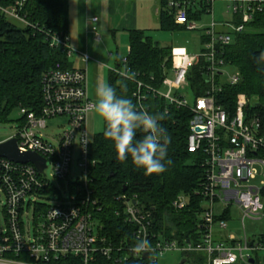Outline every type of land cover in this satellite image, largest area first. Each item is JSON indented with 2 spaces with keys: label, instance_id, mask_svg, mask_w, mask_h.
<instances>
[{
  "label": "built area",
  "instance_id": "built-area-1",
  "mask_svg": "<svg viewBox=\"0 0 264 264\" xmlns=\"http://www.w3.org/2000/svg\"><path fill=\"white\" fill-rule=\"evenodd\" d=\"M159 1V0H156ZM226 4L225 21L214 20L213 5ZM27 0H12L0 4V15L22 28H34L27 20L24 6ZM174 23L190 32H201V49L189 54L186 49H171V68L165 72L160 88L135 81L133 93L136 108L151 113L147 101L151 96L176 110L190 114L187 151L201 157L203 180L197 196L206 204L200 207L190 241L155 233L153 214L140 205L137 197L125 196L124 222L131 228V243L113 244L101 234L100 223L95 233V215L101 211L88 187L90 145L88 118L95 102L88 94L86 71L57 66L42 75L41 103L38 108L19 107L20 119L15 134L0 139V144L14 139L20 153L32 152L45 160L39 173L31 164L12 162L0 157V264H113L142 261L157 264L165 252L178 251L183 257L202 256L203 264H264V237L253 241L236 240L215 230L227 227L230 209H237L241 223L245 219L264 217V113L244 94H238L230 106L223 103L225 87L236 86L239 72L227 62L226 48L233 40L253 30V23L264 14V0H168ZM192 14L195 19H189ZM201 14L211 15L207 27L200 24ZM97 21L96 18L93 19ZM50 48L60 50L68 58L73 50L67 34L48 35ZM235 69L228 74L226 68ZM197 68L198 90L193 88L191 72ZM131 79L128 71H115ZM132 80V79H131ZM189 89L193 102L189 104L183 89ZM162 89H166L163 92ZM65 118L66 126L57 137V145L49 143L43 131L47 122ZM78 150L80 176L71 179L73 156ZM260 167L257 172L254 168ZM50 169L51 181L45 175ZM75 176V174H74ZM260 178V184L254 181ZM55 181V186L52 182ZM58 195L52 204L38 200L44 195ZM67 194V196H66ZM223 210L215 216L214 205ZM189 206L185 196H178L172 207L182 211ZM99 222V221H98ZM147 239L150 249L142 254L132 251L140 240ZM147 254L148 258L143 259Z\"/></svg>",
  "mask_w": 264,
  "mask_h": 264
},
{
  "label": "trees",
  "instance_id": "trees-1",
  "mask_svg": "<svg viewBox=\"0 0 264 264\" xmlns=\"http://www.w3.org/2000/svg\"><path fill=\"white\" fill-rule=\"evenodd\" d=\"M12 0H0L7 6ZM168 0H159L158 23L161 31L185 30L174 23ZM24 13L34 28H18L0 15V122H5L9 114L19 107L38 108L41 103L42 75L57 66L70 69L68 58L60 50L50 48L48 35L66 34L68 27L67 0H27ZM189 19H195L192 14ZM253 30L237 36L226 48V59L240 74L236 86L225 87L223 103L230 106L238 94H244L256 109L264 113V62L259 57L264 54V14L259 15ZM171 49L160 47L143 31L129 32V52L122 63L128 71L126 79L116 72H110L107 84L116 89L117 94L130 98L136 105L133 93L136 81L153 88H160L165 72L171 68ZM192 79L196 94L199 71ZM203 82V81H202ZM151 114L163 116L160 121L170 137L166 171L161 174H145L135 168L130 160L117 159L114 146L103 132L93 137L90 145V166L88 187L92 198L101 205L95 215L100 223L101 234L113 244L131 243V228L124 222L122 214L126 198L136 196L140 205L153 214L155 233H163L180 242L190 241L194 233L197 213L203 203L197 192L203 180L201 157L187 151L190 114L186 110L169 108L164 114L162 100L149 97L147 101ZM144 132L137 131V139ZM188 197L189 206L176 211L172 202L180 195ZM264 199V193H263ZM184 259V257H183ZM183 264H203L202 256L188 255ZM99 264H113L101 260ZM125 264H151L134 261Z\"/></svg>",
  "mask_w": 264,
  "mask_h": 264
},
{
  "label": "crops",
  "instance_id": "crops-1",
  "mask_svg": "<svg viewBox=\"0 0 264 264\" xmlns=\"http://www.w3.org/2000/svg\"><path fill=\"white\" fill-rule=\"evenodd\" d=\"M67 13L66 34L73 50L68 65L86 71L88 94L95 102L96 86L106 83L110 72L124 71L122 63L129 52V32L143 31L151 38L148 31L154 23L159 25V1L67 0Z\"/></svg>",
  "mask_w": 264,
  "mask_h": 264
},
{
  "label": "rangeland",
  "instance_id": "rangeland-1",
  "mask_svg": "<svg viewBox=\"0 0 264 264\" xmlns=\"http://www.w3.org/2000/svg\"><path fill=\"white\" fill-rule=\"evenodd\" d=\"M155 6L158 4L157 2H152ZM214 10V20L215 21H225L228 17L226 16V4L221 1H216L213 5ZM212 21L211 15L201 14L200 24L202 27H207ZM10 22L16 25L18 28H22L20 24L17 22ZM148 35L152 38L154 43H157L160 47L165 48H183L189 54H197L199 53L201 47V38L203 37L201 32H190L187 30H173V31H161L160 27L157 23L153 24V29L148 31ZM106 43V42H105ZM113 46V42L110 41ZM235 71L234 68L229 67L226 68V72L228 74H233ZM105 84V83H104ZM107 84V82H106ZM163 92H166V89H162ZM182 95L185 96L187 102L191 104L193 102V96L189 89H183L180 91ZM20 119V112L18 109L13 110L7 120L5 122H0V139H6L15 134V129L17 127V121ZM66 120L65 118H58L54 120H49L47 122V128L43 131L46 135L45 139L53 144L57 145V137L62 133L65 129ZM104 129V120L98 116L95 111L91 112L88 118V131H89V139L92 140L93 137L97 134L103 132ZM73 163L71 166V179L74 180L76 177L80 176V170L77 166L78 164V150L75 151L73 156ZM257 172L260 171V167L256 166L254 168ZM51 171L50 169L46 170L45 175L51 181H53L50 177ZM75 174V176H74ZM55 186V181L52 182ZM254 184H260V178H257L254 181ZM67 196V194H66ZM179 196H185L188 200V197L184 194H180ZM42 199L38 200V202H42V204H52L49 203V200L56 201L58 199V195L47 194ZM4 200L3 195H0V214H2V201ZM206 205L204 202L201 204V207ZM223 208L219 203L214 205L215 216H219L222 212ZM198 219H201L202 214H199ZM227 227L226 228H218L215 230L223 233L226 236H233L237 241L243 240L244 234L247 239L257 241L259 238L264 237V217L257 220L245 219L243 225L240 220L239 213L237 209L231 208L229 217L227 219ZM99 226V222L95 221V233ZM264 258V252L260 253V258ZM183 260V254L178 251H170L165 252L161 256L157 258V264H180Z\"/></svg>",
  "mask_w": 264,
  "mask_h": 264
},
{
  "label": "clouds",
  "instance_id": "clouds-1",
  "mask_svg": "<svg viewBox=\"0 0 264 264\" xmlns=\"http://www.w3.org/2000/svg\"><path fill=\"white\" fill-rule=\"evenodd\" d=\"M259 60L264 62V54ZM94 95V111L105 122L104 136L112 142L117 159L130 160L135 168L148 175L165 172L166 165L172 161L168 159L171 140L160 123L163 116L138 110L130 98L118 95L116 89L106 83L97 85ZM138 130L144 132L140 139H137ZM150 247V242L143 239L132 251L142 254Z\"/></svg>",
  "mask_w": 264,
  "mask_h": 264
},
{
  "label": "water",
  "instance_id": "water-1",
  "mask_svg": "<svg viewBox=\"0 0 264 264\" xmlns=\"http://www.w3.org/2000/svg\"><path fill=\"white\" fill-rule=\"evenodd\" d=\"M0 157L6 158L15 163L33 164L37 171L41 173L45 168V160L38 156L35 153L27 152V153H20L17 149L16 141L14 139L8 140L2 144H0ZM148 255L145 254L143 259H147ZM185 259H183L180 264L185 263Z\"/></svg>",
  "mask_w": 264,
  "mask_h": 264
}]
</instances>
